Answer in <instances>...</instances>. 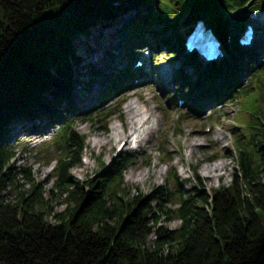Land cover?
<instances>
[{
	"label": "trees",
	"instance_id": "trees-1",
	"mask_svg": "<svg viewBox=\"0 0 264 264\" xmlns=\"http://www.w3.org/2000/svg\"><path fill=\"white\" fill-rule=\"evenodd\" d=\"M239 8L262 13L264 0H0V264H264V53L258 51L264 36L262 44L233 45L229 57L206 64L187 55L178 31L181 15L188 13L190 22L200 14L214 21L225 40L227 12ZM154 24L159 34L152 33ZM236 26L242 31L245 24ZM168 28L175 37L165 34ZM110 29L124 36L129 50L152 46L155 37L200 70L199 81L191 83V92H198L194 111L229 96L239 104L230 129L238 166L229 184L207 191L195 167L198 183L186 190L172 166L164 185L149 195L132 194L125 163L119 159L108 167L101 156L96 178L74 177L87 147L78 123L107 129L110 113L102 101L123 89L130 74L104 72L111 50L105 51L104 67L84 60ZM81 37L82 51L75 44ZM250 74L249 84L236 91ZM98 83V102L80 103ZM18 122L57 128L50 190L30 169L15 166ZM164 138L159 150L166 162L173 159ZM10 182L20 185L13 198ZM56 204L66 208L57 212ZM173 220L181 222L176 229L169 227Z\"/></svg>",
	"mask_w": 264,
	"mask_h": 264
},
{
	"label": "rangeland",
	"instance_id": "rangeland-1",
	"mask_svg": "<svg viewBox=\"0 0 264 264\" xmlns=\"http://www.w3.org/2000/svg\"><path fill=\"white\" fill-rule=\"evenodd\" d=\"M244 12H248L245 16L248 20L258 25L259 33L261 31L263 35L264 14L251 13L250 11ZM237 13L236 9L230 10L227 12V17H235ZM208 20L210 23H214L212 19L209 18ZM178 23L179 31L182 24ZM157 26L154 24L151 27L152 33L157 32L159 34L160 27L158 28ZM231 26L229 32L234 33L236 25L231 22ZM162 27L161 29H164ZM165 32L168 36L175 37V30L168 28ZM107 35L108 37L104 42H97L92 50L84 54L85 62H94L100 67H104L103 58L106 56L105 51L111 50L114 53V57L110 60L109 66H107L108 69L104 68L106 74H112L117 77V73L121 70L131 69L133 71L135 59L140 56L132 57V52H129L127 42H124V36H116V30H108ZM150 41L161 59L163 58L170 62V65H163L161 69L166 68L173 73L174 71L177 72V69L181 67L184 72H187L186 75L190 74V76L186 77L184 81L178 80L177 73L175 79L172 76L163 78L161 70L157 74H150L146 77L141 75L142 78L139 80L136 78L128 79L127 81L130 83L125 88L112 96L110 95L102 102V104L109 107L107 113H110V123L106 130L102 128L103 123L95 126L90 121H80L78 123V130L87 135V147L84 152L82 165L75 167L72 174L75 178L85 182L96 178L101 169L98 159L101 156L103 161L109 166L119 159L125 163L124 176L126 186L131 190L132 194L149 195L157 186L164 185L170 177L172 166L177 169L180 182L184 184L183 187L186 190L190 189L194 183H198L193 169L195 166L198 167L197 173L202 177L203 183L208 188L207 191L219 188L222 183L229 184L232 180L233 172L238 166L232 132H229V130L236 126L235 118L239 111V104L236 101L229 102L230 98H225L212 104L206 102L204 104L206 106L198 112L190 110L193 104L189 105L187 103L183 105L182 102V105H180L179 102L182 98L186 101L189 95L192 98L197 96V91L189 94L190 83L199 81L197 76L201 71L197 68L191 70L186 60L175 58L161 44L157 43L155 37ZM80 50L82 51V48ZM262 60L264 61V54ZM159 66L161 67V64ZM144 71L145 68H141L140 72L144 73ZM244 74H246L245 71ZM82 79L87 80L88 77L85 76ZM100 89L101 87L98 83L95 85L92 94L84 93V91L82 97H80V103H83L84 99L86 101L94 100V104L97 103L98 101L95 98L98 97ZM192 98L189 100L190 103ZM199 98L204 97L201 96ZM121 101L124 103L122 106H120ZM130 103H137L139 108L148 110L151 116L149 123L139 127L138 133L142 132L141 136L144 138L141 146L139 143L141 140L136 142L132 136L130 137L131 143H127L131 129L125 121L129 118L127 108ZM84 105L86 104L84 103ZM188 111L191 112V117L183 121L180 120V116L188 113ZM123 123L124 125L126 124L125 127L128 133L120 128L121 138H111L112 126L117 125L120 127ZM18 125L21 124L19 122L16 123L15 129L17 131L13 132L15 138L19 139L20 145L15 166L19 169L23 167L30 169L36 182L43 184L45 189L50 190L53 185L52 171L56 164L53 161L56 150L51 145V136L54 134L55 129H52L53 126L48 123L28 126L25 127V130L22 129V126L19 129ZM33 127L34 130H26ZM149 127H151V130ZM147 131L151 132L147 135ZM164 135L168 139V153L173 159L166 158V162L163 161L159 151V145L162 143ZM96 138L105 142V145L103 147L96 145L94 143ZM192 141L196 143L194 147L190 146ZM121 145H123L124 149L119 152L118 149ZM213 154H218L217 158H210ZM218 162L223 163L224 167L209 172L207 166H213ZM132 173L135 175L134 179L130 177ZM8 186L9 196L15 197L20 185L10 182ZM171 188L174 189L173 184ZM56 205L57 212L66 208L60 204ZM168 224L171 229H176L181 222L173 220Z\"/></svg>",
	"mask_w": 264,
	"mask_h": 264
},
{
	"label": "bare ground",
	"instance_id": "bare-ground-1",
	"mask_svg": "<svg viewBox=\"0 0 264 264\" xmlns=\"http://www.w3.org/2000/svg\"><path fill=\"white\" fill-rule=\"evenodd\" d=\"M263 36H264V34L263 35L262 34L259 35V32L257 33L256 37H257V43H258V45L263 43V41H261V39H262ZM258 48H259L258 51H261V48H263V51H264V45L261 46V47H258ZM135 51L136 50H131L130 51V53L132 52V56L135 53ZM178 59L183 60L182 57L181 58H178ZM166 74L168 75L167 77H169L171 75V71L168 70V69H166ZM191 108H193V106ZM127 109H128L129 118L125 121V123H127V126H129V128L131 129V132H130L131 134H128L129 141L127 139V143L130 144L131 143L130 137L131 136H134L139 131V127H142L145 123H149L150 120H151V118H150L151 116H150L148 110H146V109L144 110L142 108H139V106L137 105V103H130L128 105V108ZM125 125H124V123L120 127L117 126V125H113L112 126V132L110 134L111 138H114V137L117 138V139L121 138V134L122 133L120 132V128H122L124 130V132H127V129H126ZM21 126H22V129H24V130H25V127H28L27 123H24V124L19 125L18 128L20 129ZM151 127H149L150 130H151ZM150 132L151 131H147V135ZM33 135H35V134H33ZM141 135H142V133L139 132V137H141ZM143 139L144 138L142 137L141 138V141L139 142L140 143V146L142 145ZM94 143L96 145H100L101 147H103V145H105V142H103L102 140H99L98 138H96V140H94ZM190 144H191L190 145L191 147H194L196 145V143L193 142V141ZM222 167H224V164L221 163V162H218V163L214 164L213 166H207V169L209 170V172H211V171H215V170H217L219 168H222ZM130 177L132 179H134V177H135L134 173H132L130 175Z\"/></svg>",
	"mask_w": 264,
	"mask_h": 264
}]
</instances>
